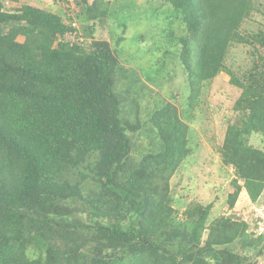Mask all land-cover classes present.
Returning a JSON list of instances; mask_svg holds the SVG:
<instances>
[{"label": "trees", "instance_id": "trees-1", "mask_svg": "<svg viewBox=\"0 0 264 264\" xmlns=\"http://www.w3.org/2000/svg\"><path fill=\"white\" fill-rule=\"evenodd\" d=\"M19 1L0 0V264H254L230 248L240 238L264 252V232L249 231L254 219L210 222L213 203H190L179 218L171 178L191 155L192 129L175 103H158L142 117L137 97L129 99L143 84L137 66L148 58H136L135 68L124 60L125 36L114 25L128 26L115 16L117 5L75 0L68 16L30 4L6 8ZM165 2V44L146 43L145 53L186 75L180 98L190 116L220 73L241 90L238 121L227 126L221 147L235 176L227 201L233 207L245 189L259 202L264 24L255 31L247 23L262 4ZM103 16L114 45L96 38ZM73 18L85 41L67 39ZM239 44L251 47L247 66L233 58ZM253 135L260 144L250 142Z\"/></svg>", "mask_w": 264, "mask_h": 264}, {"label": "rangeland", "instance_id": "rangeland-1", "mask_svg": "<svg viewBox=\"0 0 264 264\" xmlns=\"http://www.w3.org/2000/svg\"><path fill=\"white\" fill-rule=\"evenodd\" d=\"M165 1L109 0L111 3L109 6L117 5L116 7H118V14L115 16L119 17V22L128 26L127 29H120L117 23L114 25L116 33L121 32L120 34L125 36V49L122 52L124 60L135 68L140 64L134 63L136 58H148L147 61L141 62L143 66H137L140 82L143 84L137 91L131 92L133 95H130L129 99L133 101L134 96L137 97L141 105L142 117L153 110L158 103L163 101L175 103L179 107L182 117L192 129L191 155L171 178L174 200L180 199L182 201L181 204H175L179 218L184 217V212L190 203H202L204 205L213 203L210 222L218 216H225L235 219L243 218L251 223L256 215L254 209L256 206L253 205L254 202L251 201L245 189L240 193L236 204L229 207L227 199L234 190V169L223 162L221 154L227 126L230 123H236L239 118L234 109V104L240 96L241 90L229 82L230 77L226 72L220 73L206 84L201 95V101L190 116V111L186 110L180 98L186 92L185 87L188 86L186 75L182 71L174 73L169 61L162 65L157 61L155 55L148 57L149 54L146 55L145 53L148 51V47L145 46L146 43L157 42L158 45L154 47L163 48L162 43L164 42L160 40L165 41L163 36L169 30L167 29L168 24L165 23L169 21V17L162 14L169 10V5ZM71 2L72 0L59 3L55 0H20L19 2H10L6 8L14 10L22 4H30L57 13L65 12L68 16L70 14L69 9L76 7ZM260 2L263 13H255L253 22L247 23L255 31L261 24H264V0H260ZM75 13L74 10L72 14L75 15ZM105 16L98 21L96 38L110 39L114 45L117 40L116 37L110 36L111 32L108 30L106 22L103 21ZM106 18L108 19L109 15ZM19 40L23 41L24 37L20 36ZM138 45L140 50H137ZM249 48L251 47L243 44L232 47L233 58L237 60L236 62L240 66L248 65V61H250ZM165 77L166 80L158 86V83ZM160 86L162 89L165 87V89L162 91ZM172 91H175L178 96L177 99L169 98ZM187 91H189L188 88ZM250 142L255 145L261 143L257 135H253ZM249 231H252L251 228ZM230 248L248 256L254 264H264V252L260 254L257 248L243 246L240 238L235 240Z\"/></svg>", "mask_w": 264, "mask_h": 264}, {"label": "clouds", "instance_id": "clouds-1", "mask_svg": "<svg viewBox=\"0 0 264 264\" xmlns=\"http://www.w3.org/2000/svg\"><path fill=\"white\" fill-rule=\"evenodd\" d=\"M71 1V0H70ZM73 2V3H72ZM72 5H75L76 6V1L75 0H72ZM73 20V22H72V25L73 26H75L76 28H75V30L74 31H71V32H69V34H70V36L71 37H67V39H69V38H72V36H75V35H80V41H85L86 39H85V37H84V35L81 33V31L82 30H80V27H79V25H78V22H77V20L75 19V18H73L72 19ZM72 41L74 42V43H77L73 38H72ZM79 41V42H80ZM263 200H264V194L260 197V199H259V202H254V204H261L262 202H263ZM253 222V221H252ZM251 230H253L254 232H256V233H258V230H257V227L255 226V228H254V226L251 228ZM259 234V233H258Z\"/></svg>", "mask_w": 264, "mask_h": 264}, {"label": "built area", "instance_id": "built-area-1", "mask_svg": "<svg viewBox=\"0 0 264 264\" xmlns=\"http://www.w3.org/2000/svg\"><path fill=\"white\" fill-rule=\"evenodd\" d=\"M256 207H254L256 215L253 217V219L256 221V227L258 230V233L264 232V200L261 204H253Z\"/></svg>", "mask_w": 264, "mask_h": 264}]
</instances>
